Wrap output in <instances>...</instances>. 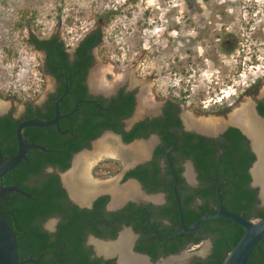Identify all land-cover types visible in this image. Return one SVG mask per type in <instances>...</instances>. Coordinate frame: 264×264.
<instances>
[{"label":"rangeland","instance_id":"374dc122","mask_svg":"<svg viewBox=\"0 0 264 264\" xmlns=\"http://www.w3.org/2000/svg\"><path fill=\"white\" fill-rule=\"evenodd\" d=\"M111 10L118 13L106 21ZM95 28L104 36L95 50L96 68L106 63L116 72L132 71L156 83L160 99L185 98L182 115L226 119L240 102L264 94V0H0V98L6 110L39 101L51 85L41 73V54L28 42L32 34H58L74 47ZM258 78L259 87L247 92ZM206 245L186 248L182 264L207 256L208 250L201 252Z\"/></svg>","mask_w":264,"mask_h":264},{"label":"flooded vegetation","instance_id":"af4514ba","mask_svg":"<svg viewBox=\"0 0 264 264\" xmlns=\"http://www.w3.org/2000/svg\"><path fill=\"white\" fill-rule=\"evenodd\" d=\"M95 29L87 32L81 39H79L74 47H68L58 34H54L47 38L37 37L34 34L29 37L28 42L35 49L36 53L38 55L41 54L42 56L40 58L39 64L41 73L45 77L50 76L51 85L45 91L46 93L44 97L39 101L28 100L23 104V108L18 111L15 109V107H12L8 110L4 108L2 111H0V117L9 118L13 124L12 128L5 130L2 133L3 135L2 144L0 143V151L2 152V156L5 159L14 156L19 148V142L17 138V128L19 124L30 119H52L56 113L55 105L57 99L66 89H68L66 95L59 103L60 114L63 115V117L60 118L58 124L48 127L27 126L23 130L24 142L26 144L33 145V147L27 151V157L23 161L26 160V163L30 164L32 160H34L35 156L33 151H36L37 149H39V153H45V155L48 157L49 154L47 153L49 151V145L53 141H56V139H54L56 134L59 132L61 133L60 135L65 137L66 133L69 132L73 137L74 143L83 144L79 151H76L72 154L70 158V166L65 169L58 164L46 162V166L43 168V172L41 173H43L42 177H47L49 175H56L59 177L60 187L63 188L67 194V199H65L66 201L64 203L67 202L69 206L76 205L79 209L89 210L88 213H91L92 211L94 212V217H91L82 228V244L88 253L89 262L94 264H121L118 253L106 254L102 251H99L96 243H113L121 237L124 231H128L132 234V240L130 243L131 252L135 255L146 257L148 262L151 264H158L159 261H162L164 258H167L170 255L180 254L189 246L197 245L189 242L180 252L160 255L156 260L151 257L149 252H143L139 250V247L151 249L155 246L156 240H159L161 244L157 251L159 254H162L167 247L171 246L170 241L173 238L176 239L175 243L178 244L179 239L177 237L179 234H183L178 233L180 230V225L174 224L171 221L170 217L164 213V208L167 205H172L173 203L169 197L173 196L176 203L175 193L173 190V184L175 182L173 172L176 174V169H179V176L177 174L176 176L180 201H182V198H186L193 194L194 189L198 188L201 184L199 173L195 166V161L193 158H190L185 154L184 140L186 138L185 136H187L186 134L189 132L209 138H217L220 134L227 130V128L235 126H228L223 132L219 134H210L200 128L188 126L184 121V114L182 115V103L180 101L175 100L174 97L160 99V95L156 93L154 89L156 83L152 81L143 82L136 78L132 71L128 72H132L133 77L142 84H132L130 80H127L125 83H119L117 87L110 92L97 90L95 86L98 84L94 82V78H90V74L92 70L97 67L95 50L100 44L90 49V55L91 58H93L92 64L88 68L87 77L81 82L85 89V96L77 98L74 93L75 87H72L73 80L69 81V79H64L61 81L52 74V63L49 60L48 49H45L41 46L39 47V41L41 42L43 40H49L52 37H57L58 41H63L64 49L67 53H69V60H73L75 58V52L77 50L76 48L78 47L81 40H83L87 34ZM107 77L110 80L113 79V75L111 76V74H108ZM259 80V82L258 79L254 80L250 87H248L247 92H251V88L259 87L262 82L261 79ZM149 88H151L150 92ZM120 93H123V95L126 96L130 94L132 95L133 110L129 117L121 118L118 123L120 126H122L124 132L130 133L137 123L143 122L135 132L140 134V136H137L130 142H127L125 141L122 132H116L112 129H105L99 136L90 138L92 132H95L99 129L96 126V124H98L97 122H100L105 118V109H107V104L110 103L111 98L120 96ZM140 93L146 95L149 93L153 94L154 99L159 104L156 110L146 113L142 116H136ZM259 101H264V96L261 98L256 97V110ZM96 107L100 109L99 112L95 111ZM177 107L179 110L176 111ZM74 108H76V111L72 115L69 117L64 116L65 114L71 112ZM88 108H92L94 110V116L91 117L88 114ZM134 115L137 117L136 119L132 118ZM86 120L89 122L90 127L88 126L85 131H83V136L78 137L76 133V129H78L77 123H82L84 121L86 122ZM178 120L181 122V124H178ZM68 122H71L70 127H67ZM170 123L172 124L171 127L169 126ZM106 134H110L116 139L117 134L121 136L124 142L127 143L137 140L136 145L139 143L150 142L151 147L148 155L142 156L143 154L137 150L138 154L141 155L137 158L142 159L146 157L145 161L143 160L137 162L133 166H130L131 164L125 166L119 159L107 158L101 161L91 170V175L93 177L99 178L100 182H102L100 185H97L98 187L88 189L87 187H90L91 183H85L83 181H77L75 185L67 186L64 182L63 175L72 168L75 156L84 151H91L93 144ZM171 141H173L172 144L170 143ZM118 143L120 144V142ZM171 147L172 149L169 151V156L167 157V151ZM56 156L57 155L54 153V158H56ZM134 157L136 158V153L134 154ZM109 160H115L117 162L115 163ZM107 161L114 163L118 167L116 169H114L112 166L103 167L104 165H101V163H107ZM153 161H156L160 167V173L155 180L150 177L151 163ZM18 166H20V164ZM97 166L99 167L98 169H96ZM188 167H190L192 170V177L187 175ZM16 168L7 172L0 180V190L7 187H16L21 190V188L18 187L16 181L10 184L7 180L8 177L14 178L16 174H18ZM133 171H137L138 174L144 176L145 180L142 181L137 176H126L129 172ZM109 175L110 179L108 178ZM132 179H135L136 181H132ZM131 182L137 184V193H133L127 189L128 184ZM108 185H112L113 187H108ZM10 192L17 191L7 190L3 197H5ZM102 198L107 199L105 201L102 200ZM258 199V207H263L261 205L259 196ZM202 203L203 200L197 197L195 200V205ZM215 208L217 209V206H215ZM61 220V216H51L44 220L42 223V229L54 234L58 232V226L61 223ZM166 227L170 229L164 231L163 228ZM199 234L200 232H197V235ZM204 241H209L211 244L210 248L207 247L206 249V251L209 249L207 255L209 256L212 252L213 242L210 236L204 238L201 243ZM58 246L52 248L53 250H51L48 254L41 252L38 257L29 258L38 260L40 264H75L72 261L74 255H72V250L67 247V243L61 242L58 244ZM52 257H54L52 261H47ZM195 257L205 258L200 255H196ZM195 257H193L191 261ZM43 260L45 263H43ZM191 261H188L187 264H189Z\"/></svg>","mask_w":264,"mask_h":264},{"label":"trees","instance_id":"16d2710c","mask_svg":"<svg viewBox=\"0 0 264 264\" xmlns=\"http://www.w3.org/2000/svg\"><path fill=\"white\" fill-rule=\"evenodd\" d=\"M117 13L118 10L108 11L105 15L106 21L111 20ZM228 36L234 37L233 34H228ZM103 38V31L98 28L87 34L76 48L73 60H69V53L65 51L63 41H58L57 37L39 41V47L48 49L49 60L52 63V74L61 81L64 79L73 80L72 87H75L74 93L77 98L85 96V89L81 82L87 77L88 68L92 64L93 58H91L90 49L101 44ZM227 43L231 44L233 41L229 39ZM174 99L181 103L186 102L183 97H174ZM107 105V109H109H105V118L97 122L96 126L99 129L92 132L90 138L99 136L105 129L122 132L127 142L140 136L135 132L143 122L137 123L130 133L124 132L118 123L121 118L129 117L132 113L133 98L131 94L126 96L120 93V96L111 98ZM95 109L97 112L100 110L97 107ZM87 110L91 117L95 115L92 108ZM177 110H179L178 107ZM257 111L264 117V101L258 102ZM0 121V143L2 144V133L12 128L13 124L7 117H0ZM70 123H67V127H70ZM178 124H181L179 120ZM77 126L78 137L83 136V131L88 126L90 127L87 120L77 123ZM169 126L171 127L172 124L170 123ZM57 134L54 138L56 141L49 145L48 157L41 151L39 153V149H37L33 151L35 156L30 164H27L25 160L16 168L18 171L16 178L8 177V183L11 184L16 181L18 187L25 193L10 192L1 198L0 216L5 218L15 236L20 260L38 257L41 252L48 254L53 250L52 248L62 242L67 243V247L72 250V255H74L72 261L75 264H94L89 262L88 253L82 244L83 225L91 217H94V212L88 213L89 210L79 209L76 205L69 206L67 202L64 203L67 194L60 187L59 177L56 175L42 177L43 173L41 172H43L46 162L58 164L66 169L70 166L72 154L79 151L83 146V144L74 143L69 132L66 133L65 137L59 132ZM186 135L184 140L185 154L195 161L201 181L200 186L194 189L193 194L182 198L186 224L191 226L202 215L215 212L218 209V181H221L222 200L228 210L241 213L247 218H264V207H258V188L251 185L250 168L256 160V155L250 147L248 137L237 127L227 128L217 138H209L189 132ZM170 143L172 144L173 141ZM53 152L57 155L56 158H54ZM109 161L117 162L115 160ZM98 168L97 166L96 169ZM159 173L160 167L156 161H153L150 177L155 180ZM176 174L179 176V169H176ZM126 176H137L140 180H145V177L138 174L137 171L129 172ZM197 197L203 200L202 204L195 205ZM169 198L173 203L164 208V213L170 217L174 224H179V213L174 197ZM106 199L102 198L105 201ZM51 216H61L62 218L58 232L54 234L42 229L44 220ZM169 229L168 227L163 228L164 231ZM199 232V235L197 233L179 234L177 237L179 239L178 244L173 238L170 241L171 246L167 247L162 254L157 251L161 244L159 240H156L153 248L139 247V250L149 252L151 257L156 260L160 255L180 252L189 242L200 244L204 238L210 236L213 242L211 254L205 258L195 257L189 264H222L227 254L243 236L244 229L229 219L219 218L204 221L198 230ZM54 257L47 261H52ZM43 263H45L44 260ZM248 264H264V240L257 246Z\"/></svg>","mask_w":264,"mask_h":264},{"label":"bare ground","instance_id":"6f19581e","mask_svg":"<svg viewBox=\"0 0 264 264\" xmlns=\"http://www.w3.org/2000/svg\"><path fill=\"white\" fill-rule=\"evenodd\" d=\"M108 74L113 75L112 80L107 77ZM92 78H94V82L98 84L95 86L97 90L106 92L114 90L119 83H125L127 80H130L132 84L140 83L133 77L132 72H116L114 71V68L111 64L106 63L100 64V66L93 72ZM150 91L151 88H149V92ZM139 96L140 98L137 106L136 116H142L146 113L156 110L159 104L154 99L152 93L147 95L140 93ZM6 106L7 103L3 102L0 98V111L6 108ZM233 108V111L226 119H219L213 116H202L200 118H196L192 113L189 112L184 113L183 117L185 123L188 126L200 128L210 134H217L226 125L233 124L243 128L244 131L248 133L249 136H251L253 139V146L259 154V160L253 168V173L256 183L261 186V196L264 200V121L257 116L252 100L240 102ZM118 142V138L116 139L112 135L106 134L93 144L91 151H84L76 155L72 168L63 175L66 185L73 186L77 181H83L85 183H91V186L87 187L88 189L98 187L97 185H100L102 182H100L99 178L93 177L91 175V170L93 167L107 158L119 159L125 166H128L137 161V157L141 156L138 154L137 150L143 154L142 156H146L148 155L151 147L150 142L139 143L137 145L136 142H133L126 149L122 148ZM135 153L136 158L134 157ZM124 154H127V156L129 154V156L125 157ZM187 175L192 177V170L190 167L187 168ZM108 187L113 186L108 185ZM127 189L133 193H137L138 186L134 182H131L128 184ZM131 240L132 234L128 231H124L117 241L113 243H96V245L99 251H102L106 254L118 253L121 264H151L148 262L146 257L135 255L131 252ZM207 247H209L208 243L207 246L201 250V252L204 253ZM187 256L188 255L186 253L180 256H171L165 259L161 264H180L183 261L185 262Z\"/></svg>","mask_w":264,"mask_h":264},{"label":"water","instance_id":"95a60500","mask_svg":"<svg viewBox=\"0 0 264 264\" xmlns=\"http://www.w3.org/2000/svg\"><path fill=\"white\" fill-rule=\"evenodd\" d=\"M67 90L68 89H66L60 95V97L57 99L56 105H55L56 113L52 119H50V120L30 119V120H25L19 124V126L17 128V138H18V142H19V148H18V151L16 152V154L14 156L8 158V159H5V158H3L2 152L0 151V153H1L0 154V180L3 178V176L7 172L14 170L24 159H26L27 151L31 147H33V145L26 144L24 142V139H23V130L27 126L48 127V126H51L54 124H58L60 118L63 117V115L60 114L59 103H60L61 99L66 95ZM262 96H264V94ZM261 97H259V98H261ZM253 102L255 104V111H256L257 116L260 117L264 121V117L262 115H260L258 113V111L256 110V100H253ZM75 111H76V108H74L71 112L65 114L64 116L69 117ZM228 126L238 127L243 132V134H245L248 137V139L250 141V147L256 155V160L253 162V164L250 168V174L252 176V186L258 188V191H259L258 196L261 200V205L264 207V200L262 199V196H261V186L258 183H256L255 176L253 173V168L255 167V164L259 160V154L253 146V139L251 138V136H249L248 133H246L244 131L243 128H241L237 125H233V124L226 125L224 128H222V130L219 133L223 132ZM116 136H117L118 141L120 142L122 148L127 149V147L130 144H132L133 142H137V140H135L131 143H127V142H124L122 140L121 136H119L117 134H116ZM171 149H172V147L167 151V157L169 156L168 154H169V151ZM124 156L126 157L127 154H124ZM145 159H146V157H144L142 159L138 158L137 159L138 161H135L130 166L135 165L137 162H140L143 160L145 161ZM173 175L175 177V182L173 184V190L175 193V199H176L178 212H179L180 230L178 231V233L195 234L198 232V230L200 229V227L204 221L211 220V219H219V218L229 219V220L239 224L241 227H243L244 234L241 237V239L238 241V243L234 246V248L227 254V256L224 259L222 264H248L253 252L255 251V249L264 240V218H259V219L247 218L245 215H243L241 213H237V212L228 210L224 206V203L222 200V195H221L222 193L220 190L221 181H218V185H217V197H218V204H219L218 209L215 212L206 213V214L202 215L201 217H199L195 221V223L193 225L188 226L186 224L183 206L181 204L180 196L178 193L177 176H176L175 172H173ZM132 181H136V180L132 179ZM7 190L25 193L24 191H21L19 188H16V187L2 188L0 190V199L4 196V193ZM207 243H208V246L210 248V246H211L210 242L207 241ZM183 254H185V252H183L181 254L170 255L169 257L180 256ZM188 256H187V258H188ZM169 257H167V258H169ZM203 257H205V256H203ZM167 258H164L162 261H164ZM186 261H187V259L185 260V262ZM28 263L40 264L38 260H35L33 258L20 260L18 247H17V241L15 239V236L12 233V231H11L7 221L5 220V218L0 216V264H28Z\"/></svg>","mask_w":264,"mask_h":264}]
</instances>
